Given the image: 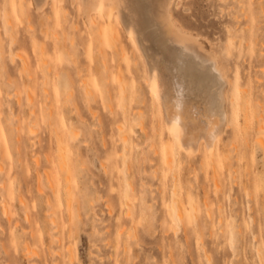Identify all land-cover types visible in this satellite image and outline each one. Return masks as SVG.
<instances>
[{"label": "rangeland", "instance_id": "rangeland-1", "mask_svg": "<svg viewBox=\"0 0 264 264\" xmlns=\"http://www.w3.org/2000/svg\"><path fill=\"white\" fill-rule=\"evenodd\" d=\"M79 4L0 0V264H264V0L173 7L242 95L240 135L171 169L133 39Z\"/></svg>", "mask_w": 264, "mask_h": 264}, {"label": "bare ground", "instance_id": "bare-ground-1", "mask_svg": "<svg viewBox=\"0 0 264 264\" xmlns=\"http://www.w3.org/2000/svg\"><path fill=\"white\" fill-rule=\"evenodd\" d=\"M54 1L63 9L65 0ZM46 3L47 0H36V10L43 9ZM180 3L181 0H80L79 4L90 27L100 25L97 18L109 26L119 19L133 39L146 69L147 87L175 142V148L161 153L169 169L180 164V155L204 154L214 159L230 125H234L236 135L241 131L238 103L241 86L232 84L216 52L206 48L200 36L176 18L173 7ZM108 34L118 39V34L112 35L109 28ZM171 202L174 208L171 217L181 219L185 202L176 189ZM188 202L193 205L192 199ZM195 208H191L192 212Z\"/></svg>", "mask_w": 264, "mask_h": 264}]
</instances>
